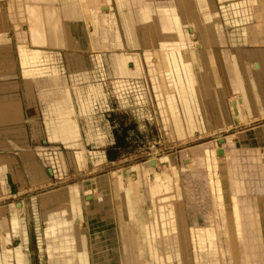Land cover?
Instances as JSON below:
<instances>
[{"label": "rangeland", "instance_id": "obj_1", "mask_svg": "<svg viewBox=\"0 0 264 264\" xmlns=\"http://www.w3.org/2000/svg\"><path fill=\"white\" fill-rule=\"evenodd\" d=\"M87 1L92 3L91 0H83V4L85 5ZM94 1L96 2H94V5H96L98 0ZM103 1L107 2L109 0ZM178 2L179 8L183 10L181 17L184 20V24L187 25V23H189L188 18L190 16V10L188 7H186L183 0H179ZM16 4V8H18L19 11L11 4L6 3L5 0H0V32H4L5 28L7 27L3 35L6 40V45L0 47V52L4 53L5 55L9 48L7 46V36L10 29L9 23L11 24V20L13 18L15 19L18 14L22 25L25 24L27 11L29 10L27 9V3L24 0H16ZM38 4L40 3H37V5ZM1 5H3V7ZM114 7L115 4L110 2L107 4L108 10L97 15L102 19V22L99 24L102 28L107 27L109 31H112V25H114L116 18V26L118 28L120 37L122 38L119 27V17L116 15L115 10H113ZM86 9L87 16L90 9L86 8L85 6V10ZM6 21H8V24ZM183 27V32L185 33L186 28L185 26ZM91 33L93 35V32ZM180 40V46H183L182 44L184 42L182 41V38H180ZM251 47V45H248L241 46L240 48L249 49ZM34 48L37 47L34 46ZM16 49H18L17 44ZM162 49H164V47H162ZM107 50L109 51L107 52ZM135 50L140 51L138 49ZM115 51L118 52L120 50L115 47H111L110 49L99 52L101 55L103 54L102 63H104L105 71L107 68L106 75L108 76H105L104 79L100 80L99 77H91L88 79V81L83 79V82L80 81L82 83H74L73 81L71 82V79L68 77V84L66 80L62 79L64 85H69L77 113L79 112V106L73 86L79 87L83 96H86L88 93L89 83H102L103 92L106 94V102L104 104H100L99 101L94 102L95 104L93 105V110L88 116L79 115V113L77 115L70 116V106H61L63 112L67 116L66 118H68L70 121L67 122L68 120H64L68 134L70 136L74 133L76 135L79 134V136L82 135L83 143L86 149L84 156L86 158V162L82 167L79 166L76 159L73 157V150L67 149L59 143H49L48 137L46 136L42 125L43 120L47 122L46 119H48V116L50 115V113L47 111V114H44L43 112V109H45L46 105L24 106L25 117L21 103L18 99H7L11 103L14 102V106H2L3 111H0V119H5L10 123H17L23 129L22 124L26 123V120H29L28 117L34 115L38 118L37 120L39 125L31 126L32 123L29 121L25 125L26 133L31 135L32 129L33 137L36 133V130L41 129V136L39 140L33 142L29 141V145L31 148H33V151L36 150L37 152H42L44 150V152L39 153L38 157L43 172L45 173L44 175L47 177L46 181L39 184L34 182L29 183L26 178L27 175L16 174V176L13 177L12 174L9 173L7 175L2 174V165H0V179L4 183L6 181L5 189L2 188L0 192V208H4V216L9 220L13 204L21 203L23 209L21 210L20 214L23 218L22 221L25 227L23 229L24 233L22 234V241L24 245V251L27 254L28 264H94V261L99 254L92 247V245H94L93 236L96 234L98 237H102V239L107 241V244H109L108 247L104 248L105 250H100L101 254L105 253L109 255V264H132L133 258L138 261V264H217V262L218 264H231L232 262L230 253L227 249V237L223 233L224 227H220L218 224L211 222L210 220L212 217H215L216 207L214 205V198L212 197V194L208 188V184L204 176L205 170L200 164L199 156L202 155V148L205 145L215 148L225 147L230 151L234 149L236 144V149L238 148L240 151H244V153L240 154L242 156L240 160H246L249 157V152L244 150L245 147L243 146L245 141L240 135L247 131L253 132L256 129H261L264 126V116H262L259 111L256 114L248 116L247 120L243 121L234 117V110L231 109L230 105H200V115L203 117L204 130L195 129L194 133L179 137L174 132L173 128L165 127L163 124L160 106L157 104V99L161 98V102H163L164 95L158 92L156 94V99L155 93L152 90V84L150 81L151 75L149 73V66L147 62L143 61L147 66L144 68L142 61L139 63L140 65L136 64V55H133V57L127 55L126 57L123 54H119L129 61L127 62V67H125V75L122 76L120 74L121 71H119L117 68L113 69L114 74L116 76L118 75V79L120 78L117 80L111 68V61H109L110 58H108L111 57L110 55ZM183 51L184 49L181 52ZM51 55L53 54H49V56ZM15 56L17 57L20 66L19 56H17L16 53ZM58 57L60 59H64L61 55ZM103 57H105V61H107L106 63ZM120 59L121 58H119L118 62H120ZM50 60H52V65L54 64L53 66H56L55 68L60 66L59 68L63 69V73L65 72L66 75L72 74V71L68 70L64 60L63 62L60 61L58 66L54 56H51ZM130 62L133 63V67H130ZM0 65V68H12L14 63L9 62L6 56H4L0 59ZM95 65H97V63L95 64L92 60H90V58L86 59L84 71H88L91 74L95 68ZM19 66L16 65V72L14 76L6 78L0 77V97H22L23 89L22 80L20 79L22 75ZM112 67L114 68L113 65ZM141 74H144L143 77H141ZM60 75V73L57 74L58 80ZM199 79V90L201 92V97L203 96V93L205 95L207 91H211L214 88H211V86L206 88L203 84L206 81L205 78L201 79L199 77ZM139 80L142 82V87H138V89H141L140 91L144 92V101H146L142 102L141 104L138 100V93L140 91H137V87L135 88V85L138 86L140 83ZM38 88L42 90L44 87H39L38 85ZM142 88H144V90H142ZM222 88H224V86L221 84L217 86V89ZM155 90H159L158 87ZM44 116L45 119H43ZM216 116L225 117V122H216ZM68 123H70L71 129H69L70 127L68 126ZM88 126H90L91 132L93 134L92 138L90 139H88L86 136V130L88 129ZM229 126L230 128L228 129ZM1 127L2 125L0 124V128ZM70 132H72V134ZM95 134H100L101 140L95 139ZM254 134L252 133L251 136H254ZM37 138L38 137H34V139ZM218 138H222L223 140L220 141ZM235 141L237 143H234ZM2 146H4V143ZM110 146L116 147L113 149V153L116 155V157H114L112 160L102 159L98 162L97 159L103 155L102 153L99 154V151ZM17 147L21 149V147ZM4 148L5 147H0V150H3ZM8 148L10 149V147H6L5 149ZM47 152L48 155L54 157V161L58 162V165H60V167L56 166L57 171L53 174L45 169L46 166L48 168L52 167L51 164L47 163L44 165V163H42V156L44 159L49 158V156H47ZM40 154L42 156H40ZM5 156V154L0 153V158L3 159ZM151 156L153 157L151 158ZM164 156L170 158L172 157V161L174 162L176 178L178 180L181 194L182 209L187 221V225L191 226L193 222H196L201 226L210 224L213 225L215 223V226L213 227H216L215 230L217 236L215 237V244L219 248L218 252L216 251L214 245L211 250L208 247L203 246V244H201L202 246H198L197 244L201 243L202 241L196 240L194 236L192 238V235L194 234H191V232L194 228L188 227L184 222L181 223L179 221V217L174 211H171L165 216L162 213L155 211L157 212L155 214L157 215V218H155L156 225L154 226L156 231H161L162 235H167L170 232L171 235H174L176 231L180 230V243L176 241L174 243L176 244L175 249L179 254V259L177 260L178 262H175V260L172 262L173 259H168L167 256L164 257L163 254H159L157 256L158 262L153 263L152 255L143 256L142 254L136 253L139 247L137 244L139 240L137 239L135 232L133 234L129 232L131 230L135 231L136 229L134 230L133 227L128 228L127 223L124 221L126 206L121 204V201L118 200L120 195L114 190L113 175L115 177L117 174L115 172L113 173V171L121 169L125 173L123 178L124 181H127L128 177H133L137 180L138 174L141 175V183L137 188L144 194L145 200L143 201V204H141L140 208L144 210V214H147L146 211L150 207V201L148 198H146V184L144 182L147 180L153 181L155 173H161L162 171L166 170L167 167L169 168L168 160L161 159ZM218 156L220 155H217L218 162L224 163L225 168H230L233 166V173L229 174V177L246 179L244 183L241 184L242 191L237 193L238 201H240V226L242 227L243 232L240 234V239H236V242H238V246L242 247V250L239 252L241 262L243 264H250V248L253 250L255 247L259 248L262 246L260 245L259 240L255 237V230L258 231L259 225L261 226L262 233L264 234V222L260 224H254L253 220H251V214L260 213L261 206L264 205V189L262 192L258 193L256 188L257 186L263 188L264 181L262 182L259 180L256 182L254 180H247V175L253 177V174L256 175V173L248 170L246 165L239 167L238 162H231V160L228 159L229 157L227 159H222ZM187 157L193 159L194 162L186 163L184 159ZM155 158L156 164L149 165V161H154ZM19 159L22 158L20 157ZM55 164L57 165V163ZM15 165L16 164H14V166ZM136 166L142 168L136 169ZM13 168L12 162H9V165L6 163V172L8 170L12 171ZM143 169L147 170V180L143 177ZM244 173L247 174L243 176ZM169 174L174 176L172 171H170ZM228 187L229 193L231 194L234 188L232 189L230 180L228 181ZM89 195L92 196V198L87 199L86 196ZM224 204H226L227 207L229 206L230 201L225 200ZM246 206H249L251 213H249L248 207ZM158 213L161 214L162 219L167 220V222L159 224L158 219L160 216ZM63 214L70 217L72 221L75 220L74 222H76L79 218L83 219L82 223L79 225V229L83 230L82 234L84 238L82 239V244H84V246H88L91 249L92 254L89 252L90 255L88 256L91 263L87 260L82 263V260L78 258L75 246L79 245V241H77L75 246H73L71 233H67V235L64 236L60 234L57 235L58 233L56 229L50 230L47 228L46 223L48 220L55 219L59 216H62ZM126 221L128 220L126 219ZM132 224L133 223H131V225ZM1 227L2 220L0 218V235H4ZM228 228L234 230L233 224L230 223V227L228 226ZM127 229L129 232L128 234L134 235L126 239L127 243L129 245L136 246L130 250L135 254H131V252L127 254L124 259L122 258L119 246L121 243L119 235L120 231L125 232ZM25 230L27 232V238ZM202 230L206 232L205 228H202ZM19 243H21L20 237H12L11 242L6 244V246L11 248ZM180 244H182V247ZM210 245L212 246V242H210ZM72 247L75 249L74 251H67ZM222 249L225 250V255L221 254ZM243 250L245 251V254ZM258 250L261 252L263 249L259 248ZM215 256H218V260L214 258ZM255 257L259 259L258 255L254 256L253 254V258Z\"/></svg>", "mask_w": 264, "mask_h": 264}, {"label": "crops", "instance_id": "obj_2", "mask_svg": "<svg viewBox=\"0 0 264 264\" xmlns=\"http://www.w3.org/2000/svg\"><path fill=\"white\" fill-rule=\"evenodd\" d=\"M146 1L150 3V8L152 9L151 24H152V30L154 31L156 36L154 41L159 43L158 44L159 48L164 47V49H166L168 47L167 49H169L170 52L172 51L171 53L174 55V59H175L174 73L175 76L177 77L176 79L180 84L179 86L182 88L181 90L182 99L180 102V110H181L182 119L184 121L186 135L194 133L195 129L204 130V124L202 122L200 115L201 113L200 105H230L231 109L234 110L233 111L234 117L243 121H246L248 116L256 114L259 111L262 114V116H264V0H200V1L183 0L186 7H188L190 11L193 10L196 14H197L196 11L197 6L200 2L205 3L208 7L210 6L209 8L212 9V11L216 10L215 7L217 8L216 16L213 17L211 21L209 22L206 21L204 24V26L206 27L205 30L208 33V38H209L208 42L210 45H208V43L205 42L204 49L196 50L193 47L192 51L190 52V55L183 56L185 59L184 64L181 62L182 54H179V52H181L179 50L181 40H180V34L178 33L176 26L178 25V22L172 19V17H169L167 23L168 32L165 34L162 31V27L160 25V17L158 13V8L160 6H170V5L177 7L178 12L180 13L179 2H178L179 0L176 1L146 0ZM115 12L116 15H118V11L115 10ZM169 15H171V11ZM59 17L61 18V19L59 18L61 31L63 28H65V24H66L70 28L76 30V35H74L75 41L76 40L79 41L80 39L87 44H89V42H91L92 44L96 43L95 45L94 44L93 45L100 47L98 49L93 50L92 52L88 50L70 49L66 46L67 45L66 40L63 39L64 40L63 47L46 49L55 52L54 57L56 58L57 66L61 60H62L61 62H63V60L65 59L64 62L67 63L66 65L67 67H69L68 70L72 71L71 72L72 74H67L68 75L67 76L65 72L63 73L62 71L63 69L59 68L60 66H58V68L60 74L62 76L64 75V78H66L65 80L67 84H68V79H67L68 77L69 79H71V82L73 81L74 83L77 82L82 83L83 79L88 81V79L91 77H99L100 80L104 79V77L107 75L104 69L105 68L104 63H102V55L99 52L102 50L110 49L112 45V39L114 42L113 44L116 47L125 44L124 43L125 38L123 35V29L125 25L122 23V21H120L121 20L120 16L118 15L119 27L121 29L120 31L122 38L120 37L119 31L117 30L118 28L116 27L117 25L116 21H114V25H112V31H109L107 27L102 28L100 24L99 26L90 25L91 27H88L87 21H90L91 23L92 21L88 19H84L82 12H81V17H77L75 19L64 18L63 16H59ZM196 17L198 20H200L198 14L196 15ZM139 19H141V16L137 17L138 21L135 20L131 22V25H135V31L139 30L140 28L142 29L143 26L145 25V24L143 25L144 22H139ZM9 27L10 29L8 31V36H7L8 38L7 45L9 48L6 55L4 53L0 54V59L1 57L6 56L7 60L9 62H13L14 65L12 68H6V67L0 68V77H4V78L14 76L16 72V65L19 66L18 59L15 56V53L17 55V49H16L17 42H16V38L14 37L15 31L12 29L10 23H9ZM21 28L25 32L27 31V25L23 24ZM146 29L149 30V27H146ZM93 31H97V34L96 35L90 34V32ZM136 33H137L138 44H141L139 41L141 36L138 35V31ZM141 34L142 36L144 35V30H141ZM96 36H98L97 40H96ZM99 38H101L102 40L101 39L99 40ZM198 40H199L198 35L194 37V40L190 39L189 41V38H187V42L190 44V47L195 45V43L197 42L199 43ZM248 45H251L252 47L249 49L240 48L241 46H248ZM154 47L155 48L152 50L153 55L151 58L147 59L145 56H143V59L145 60V62H147L149 66V73L151 75V80H150L151 84L156 79L158 65L164 63V59H165L164 58L165 56H162V54L158 53L157 46ZM136 49L140 51L135 50V52L137 51L138 53L140 52L143 53L140 47ZM60 55L64 59H59L58 56ZM67 56L70 58H68ZM88 58H90V60L98 64L95 66L91 74L88 71H84L85 69L84 64L86 59ZM105 60L106 59L104 57V61ZM145 62H143L144 68L147 67ZM129 65H131L130 67H133L132 62H130ZM199 77L201 79L205 78L206 81L203 84L205 85L206 88H208L209 86H211V88H214L211 91H207L205 95L203 93V96H201L202 98L200 97L201 92L199 90V84H200ZM21 80L23 84L22 97L1 96L0 99H18L21 103L24 117H25L24 106L46 105L45 109H43V112L44 114H47L46 113L47 111L48 113H50V115L48 116V119H46L47 122L43 120L42 125H43V130L46 136L48 137L49 143L50 142L53 143L55 141V143L62 144L67 149L69 148L72 149L73 143L78 145L80 141L79 140L80 136L79 134L76 135L75 133L70 136L68 134V131L66 132V124L64 120H68V118H66L67 116L61 108V106H70L69 115L70 116L75 115V110H74L75 106H73L69 88H67L64 85H58L54 89L48 86L46 89L42 88L41 90L33 82H27L23 76L21 77ZM61 80L62 79H60L59 81L61 82ZM220 84L224 86V88L217 89V86ZM75 88H76L75 90L76 100L81 115L88 116L93 110V105L95 104L94 102L99 101L100 104H104L106 102V94L103 92L102 83H98V84L89 83L88 93L86 96H83L79 87H75ZM137 91L140 90L137 89ZM153 91L157 99L156 94L158 92L159 93L161 92L160 90H153ZM140 95L141 92L138 93V100L139 103L141 104L142 101ZM157 104L160 106V112L161 111L166 112V110H163V109H167L164 100L163 102H161V98L157 99ZM161 113H162L161 117L163 118L164 114L163 112ZM45 116L43 119H45ZM28 118L32 123L31 126L39 125V122L37 120L38 118L36 116L32 115L31 117ZM215 120L216 122H220V123L225 122V117L216 116ZM67 122L70 121L68 120ZM22 125H23V132H21L19 136L15 135L16 131H12L11 133L8 132V134H7V130H3L4 134L2 131H0V142L2 144L7 141L9 142L10 146H12L11 144L20 145L21 144L20 142L25 141L26 145L28 146L27 149L28 157L31 163L36 165L39 171L45 174L43 172L38 157L40 152L39 151L37 152L36 150L33 151L32 150L33 148H31V146L29 145V141L33 142L39 140L41 136L40 134L41 129L36 130V133L38 132L39 135L37 133L38 138L34 139L32 137V129H31V135H28L26 133V127H25L26 123H23ZM69 125L70 123H68V126ZM69 127H70L69 129H71V125ZM63 130H65L66 132V137L64 138V140L58 137H57L58 140H55L54 135L56 133L57 135H59V133ZM70 133L72 134V132ZM252 133L254 134V136H251ZM95 135H96L95 139L101 140L100 134H95ZM86 136L88 139L92 138L93 136L90 126H88V129L86 130ZM240 136L245 141L243 146L245 147L244 150L249 152V157L244 161L240 160L242 157L240 154L244 153V151L242 152L238 148L236 149V144L234 146V149L230 151L225 147L215 148L209 145H205L202 148V155L199 156L200 164L204 167L205 170L204 176L206 178L210 193L214 198L213 186L217 185V188L220 192L222 199L221 203L224 206V211L228 219L227 221L229 227H230V223L233 224L234 230L232 229L230 230V236L232 240L231 241L232 256H233L234 264H243L239 257V252L240 250H242V247L238 246V242H236L237 238L240 239V234L242 232V227L240 226L241 219L238 210V208L240 207V201H238L237 193L242 191L241 184H243L246 179L245 178L237 179V178L229 177V174L233 173L232 170L233 166L230 168L226 167L227 168L226 169L224 163H219L217 160V155L219 153L218 151L221 150L223 152L221 155L219 154L220 156L218 157L222 159L223 158L227 159L229 157L228 159H230L231 162L233 161L235 163L238 162L239 167L240 166L243 167L246 165L248 170L256 173V175L253 174V177L247 175L246 177L247 180L250 181L254 180L256 182L259 180H261L262 182L264 181V126L261 129H256L253 132L247 131L241 134ZM219 139L220 141L223 140L222 138ZM65 143H68L70 146L66 147L64 145ZM234 143L237 142L235 141ZM115 148H116L115 146H110L106 149L100 150L99 154L102 153L103 155H101L100 158L98 157L99 159H97V161L99 162L102 159L112 160L114 157H116V155L113 153V149ZM3 150L5 152L1 151L0 153H4V154L6 153L7 156H9L10 158L12 157L14 161H16L15 166L14 163L12 162L14 167L12 171L8 170L5 175H7L8 173L12 174L13 177H15L16 174L22 175V173L23 175H27L19 159L20 157L17 154V150L15 149V147L14 146L12 148L10 147V149L4 148ZM73 151H74L73 157L78 156L77 153H79V149ZM40 156L42 155L40 154ZM47 156L51 158V161L48 164L51 165L54 164V166H52V168L46 167L45 169L53 174L57 171L56 166L58 165V162L54 161L55 158L48 155V152H47ZM42 159H43L42 163H44L45 165L46 160L44 159L43 156ZM161 159L168 160L170 171L173 172L174 176H171L169 174L168 177H165L162 172L155 173L154 180L149 181L147 180V170L143 169L144 170V172L142 171L143 177L144 179L147 180L146 182H144L146 184V193H147L146 198H148V200L150 201V207L146 211L147 214H144V210L140 208L141 203L143 204V201L145 200L144 194L137 188L138 185L141 183L140 182L141 175L138 174L137 180L133 177H131V179H129L130 177H128L127 181H124L123 176H125V173L121 169H117L113 171V173L114 172L116 174L118 173L116 176H118V180L121 181L123 188L125 190L126 218L128 222L133 223L136 229L135 230L136 237L139 241L147 239V226L151 223V221H155L154 220L155 211L162 213L164 216L170 213L171 211H174L175 214L179 217V221L181 223L184 222L187 225V221L182 209L181 194L179 190L178 180L176 178V170L174 167V162L172 161V157L170 158L164 156ZM187 159L190 160L189 163L194 162V160L191 159L190 157L185 158L184 161L186 162ZM55 163H57V165ZM1 164L2 163L0 160V165ZM58 166L60 167V165ZM135 168L141 169L142 167L136 166ZM2 174L4 173L2 172ZM246 174L247 173H244V175L243 174L242 175L245 176ZM116 176L114 177L113 175V185ZM26 178L29 183H33V181L30 180L28 175ZM229 180L232 189L234 188L231 194L229 193V187H228ZM5 183L0 179V192L2 188L5 189ZM34 183L39 184V182H34ZM256 188L258 190V193H260L264 189V184H263V188L258 186ZM88 198L90 197H87V199ZM225 200L230 201V204L227 207L226 204H224ZM17 204L18 205L20 204L19 206H21V203H17ZM260 211L261 212L258 214L256 213L251 214L252 215L251 220H253L254 224H260L264 222V205L261 206ZM161 216L158 219L159 224L167 222V220L162 219ZM210 220L211 222H214L213 217ZM197 225L202 228H205L207 232L195 231V229H193V231L191 232V234L192 233L194 234L192 235V238L194 236L196 240L202 241L201 243L198 244L196 243V244L198 246L199 245L202 246L201 244H203V246L208 247L210 250L215 246L216 249L215 240L213 239V236H211L212 233L210 232L209 234L208 232L209 229H212L214 224L201 226L196 222H193L191 226L188 225L187 226L194 228V226ZM258 227H257L258 231L255 230L256 232L255 237L259 240L260 245H262L259 248L263 250L260 252L258 250L259 248L257 247H255L253 250L252 248H250V252H249L250 264H257V263L264 264V234L262 233L261 226L258 225ZM179 231L180 230L176 231L174 234L176 242H179ZM25 233L27 238L26 230ZM83 238H84L83 235L81 234L78 235V241H79L78 244L80 246L79 245L76 246V252L78 258L82 260V262L86 260L90 262L88 256L90 255L89 252H91V249L88 246H84V244H82ZM165 238H167V236H165ZM165 238L163 237L158 238V242L160 244L159 246H161V243L164 242ZM210 242L213 243L212 246L210 245ZM243 252L245 254L244 250ZM165 253H168L169 256L168 259L170 258L173 259L172 262L174 260L176 262L179 259V255H177L178 252L175 251L174 249L172 250L159 249L158 252L154 254V256L156 258L159 254H163V256H166ZM138 254H142L143 256L146 255L151 256L152 252L148 246L141 245L140 247H138ZM253 254L254 256L258 255L259 259H257L256 257L253 258Z\"/></svg>", "mask_w": 264, "mask_h": 264}, {"label": "bare ground", "instance_id": "obj_3", "mask_svg": "<svg viewBox=\"0 0 264 264\" xmlns=\"http://www.w3.org/2000/svg\"><path fill=\"white\" fill-rule=\"evenodd\" d=\"M24 1L27 3V9H29L27 11V15H26V19H25L26 20L25 21V25H27V31L25 32L21 28L22 27L21 26L22 23L20 21V17H19L18 14H17L15 19L13 18L11 20V24H12V29L15 31V36L14 37L16 38V41L18 42L17 43V47H18L17 56H19V59H20L21 73H22V76L26 79L27 82H33L37 87L39 85V87H44L45 89L48 86H50V88L52 87L54 89L58 85H64L62 80H61V82L59 80L60 79L65 80L66 78H64V75L63 76L60 75L59 76L60 78L58 80L57 74L60 73L59 68L58 67L55 68L56 66H53L54 64L52 65V60H50V57L54 56L55 52L50 51V50H46V49L61 48L64 45V40H66L67 45L66 44L65 45L68 48L75 49V50H88V51L92 52L93 50L98 49L100 47L94 46L96 43L95 44L93 43L94 45L91 42H89V44H87V43H85L84 41H82L80 39H79V41H77V40L75 41L74 40V35H76V30L70 28L66 24H65V28H63L62 31H61V29H60V19L61 18L59 16H63L64 18H69V19H71V18L75 19L77 17H81V12H82L84 19H88V20L92 21V23L90 21H87V26L88 27H91L90 24L91 25H95V26L96 25L99 26L98 24L100 22H102V19L99 18V16H97V15L99 13H101V12L107 11L108 10L107 4H109L110 2H113V4H115V7L113 8V10L118 11V15L120 16V19H121L120 21H122V23L125 25V27L123 29V35H124V38H125L124 43L125 44H122L121 46L119 45V47L118 46L116 47L113 44L114 42H113V39H112L111 47H115V48L120 50L118 52H116V51L113 52L110 55L111 57H108V58H110L109 61H111L112 71H113V69L117 68L119 71H121L120 74L122 76L125 75V72H126L125 71V67H127V64H128L127 62L129 60L126 59V58H123V56H121L119 54H123L126 57H127V55H129L130 57H133V55H136V57H137L136 64L140 65L139 63L141 61L142 62L145 61L143 59V56H145L147 59L151 58L152 55H153L152 54V50L155 48L154 46H157L158 53L162 54V56H165L164 57L165 59H164V63L158 65V70H157V73H156V79L153 82L154 84L152 83V90H155L158 87V89L160 90L161 94L164 95V99L163 100H164L165 105L167 106V109H163V110H166V112L165 111H161V112H163V114H164L162 120H163V124L165 125V127L173 128L174 132L179 137L186 136L185 127H184V121L182 119L181 110H180V102H181V99H182V97H181L182 88L179 86L180 84H179L178 80L176 79L177 77L175 76V73H174V65H175L174 64V62H175L174 55L171 53L172 51L170 52V50H168V49L167 50L166 49H162V47L159 48L158 47L159 43L154 41L156 36H155L154 31L152 30V24H151V11L152 10H151V8L149 6V3L146 0H109L107 2H105L103 0H98L96 5H94V2H95L94 0H91L92 3H89L87 1L85 3V5L83 4V0H24ZM5 2L11 4L15 8L17 7L16 0H5ZM37 3H40V4L37 5ZM1 6L3 7V5H1ZM85 6H86V8L90 9V11L88 12L87 16H86L87 9L85 10ZM209 7L205 3L200 2L198 4L197 10H196L200 20L197 19V17H196L197 14L193 10L189 11V13H190V16L188 18V22L189 23H187V25L184 24V20L181 17L182 13H183L182 9L179 8V10H180V13H179L177 7L171 6V5L170 6H160L158 8V13H159V17H160V25L162 27V31L165 34L168 32L167 23H168L169 17H172V19H174V20H176L178 22L179 26L176 25L177 26V31L180 34V38H182V41L184 42L182 44L183 46L179 47V50L182 51L184 49V51L183 52H179L178 51L179 54H182L181 62L183 64H184V61H185L183 56L190 55V52L192 51L193 47L196 50H198V49H204L205 42L208 43V45H210L209 42H208V39H209L208 38V33L205 30L206 27L204 26V24H205L206 21L209 22V21H211L213 19V17L216 16L217 8L214 6L216 10L212 11V9H210ZM16 9L19 11L18 8H16ZM20 9H21V7H20ZM170 11H171V15H169ZM185 14H186V12H185ZM138 16L139 17L141 16V19H139V22H144L143 25L145 24L142 29L140 28L139 30H137L138 31V35L141 36L140 40H139L141 44H138V41H137V33H136L137 31H135V25H131V22L137 20ZM115 21H117L116 18H115ZM6 22L8 24V21H6ZM183 26H185V28H186V32H185L186 34L183 32L184 31V27ZM146 27H149V30H147ZM6 29H7V27L5 28L4 32L3 31L0 32V47H3L4 45H6V43H5L6 40H5V37L3 36L5 31H6ZM141 30H144V35L145 34L147 35V36L145 35V38H144V35L142 36ZM90 34H92V33L90 32ZM96 34H97V31H93V35H96ZM196 35H198V36L201 35V36H199V40H198L199 43L197 42V43H195V45L190 47V44L187 42V38H189V41H190V39L194 40V37H196ZM97 38H98V36H96V40H97ZM100 39L101 38H99V40ZM201 41H202V43H201ZM99 44H101V43H99ZM101 45H103V44H101ZM34 46L37 47V48H34ZM138 47H140L142 49L143 53H141V52L138 53L137 51L135 52V49L138 48ZM210 47H212V46H210ZM108 51L109 50H107V52ZM0 54H2V52H0ZM49 54H53V55L49 56ZM97 56H98V54H97ZM108 56H109V53H108ZM68 58H70V57H68ZM119 58H121L120 62H118ZM66 60H68V59H66ZM69 61H70V59H69ZM106 62L107 61H105V63ZM112 65L114 66V68L112 67ZM64 68H65V66H64ZM106 73H107V68H106ZM113 74H114V71H113ZM143 75L144 74H141V77H143ZM115 77H116L117 80L120 79V78L118 79V75L117 76L115 75ZM122 79H123V77H122ZM181 79H183V78H181ZM139 82L141 84L139 83L138 86L135 85V88L137 87L136 89H138V87H142L141 86L142 85L141 80H139ZM64 86L69 88V85L68 86L64 85ZM73 87H74V93H75L76 88H75V86H73ZM139 90H141V89H139ZM142 90H144V88H142ZM143 93L144 92H141V95H142L141 96V101L142 102H146V101H144L145 100V97H144L145 95H143ZM192 93H193V90H192ZM70 96L72 98L71 92H70ZM72 103H73V106H75L74 102H73V98H72ZM3 105H5V106H11V105L14 106L15 104H14V102H12V103L9 102L7 99H4V100L0 99V106H1L0 107V111H3V107H2ZM74 110H75V115H77L78 113H79V115H81L79 109H78V111H79L78 113L76 112V108ZM151 118H153V117H151ZM201 119H202V122L204 124L202 116H201ZM29 121L30 120H28V121L26 120V123H28ZM0 124L2 125V127L0 128V131L3 132V130H7V134H8V132L11 133L12 131H16L15 135L19 136L20 133L23 132V129L17 123H10L9 121H7L5 119H0ZM229 128H230V126L228 127V129ZM66 132H67V130H66ZM66 132H65V130H63V131H61L59 133V135H57V133H56L54 135L55 140H58V138H61L62 140H64V138L66 137ZM3 134H4V132H3ZM38 135H39V133H38ZM34 137L35 138L38 137L36 133L33 136V138ZM54 138H53V140H54ZM79 138H80L79 139L80 140L79 144L77 145V144L73 143V148L72 149L69 148V149L70 150H75V151L79 149V153H77L78 156H75L74 158L76 159V161L79 164V166L82 167V166L85 165V162H86L85 161L86 158L84 157L86 149H85V146H84V143H83L82 135ZM20 143H21L20 145L11 144L12 146H10L9 142L6 141L4 143V146H2L3 143L1 144V142H0V147H2V148L3 147H5V148L6 147H11L12 148L14 146L15 149L17 150V154L19 155V157L22 158V159H20V161H21V163H22V165L24 167V170H25L26 174L29 176L30 180L33 181V182L43 183L44 181H46L47 177L41 171H39V169L37 168L36 165L31 163V161H30V159L28 157V150H27L28 146L26 145L25 141L24 142H20ZM64 145L66 147L70 146L68 143H65ZM17 146L21 147V149L18 148ZM1 151H4V150H0V152ZM42 152H44V150ZM42 152H40V153H42ZM208 152H211V151H208ZM222 153L223 152L218 153V154L221 155ZM2 154H4V153H2ZM5 155H6V153H5ZM59 156H60V154H59ZM152 157L153 156H151V158ZM0 160H1V163H2L1 164L2 165L1 170H2V172L4 174H6L5 173L6 172V163H8V165H9V162L10 163L14 162V164H16V161H14V159L12 157L10 158L7 155L3 159L0 158ZM45 160H46V164H47V163L50 162L51 159L48 158V159H45ZM112 162H115V161H112ZM189 162H190V160L187 159L186 163H189ZM148 164L149 165H155L156 164V158H155L154 161L153 160L149 161ZM51 166H54V164L51 165ZM150 167H152V166H150ZM142 171L144 172V170H142ZM168 171L170 172V167L169 168L167 167L166 170L162 171L163 175L168 177V175H169ZM63 176H64V174H63ZM67 176H68V174H67ZM129 179H131V177ZM132 187H133V185H132ZM114 190L117 193H119V195H120L118 197V200L121 201L122 205L126 206L125 190L123 188V185H122L121 181L118 180V176H116V179L114 180ZM213 195H214V201H215L214 205L216 207V212H215L216 214H215V217H213V220L220 227L221 226L224 227L223 228V233L227 237V242H228L227 249H228V252L230 253V258H231V262H232L231 264H234L233 263L234 262L233 261V256H232V242H231L232 240H231V236H230V230L231 229L228 228V226H229L228 221H227L228 219H227L225 211H224V206L221 203L222 199H221L220 192H219V190L217 188V185L213 186ZM86 197L92 198V196H90V195L86 196ZM90 198H88V199H90ZM1 203H2V201H1ZM19 205L17 203L13 204V206L11 208V213H10V219L9 220H8V218H6L4 216V208H0V218L2 220V227L1 228H2V232L4 233V235L3 234L0 235V264H28L27 254L24 251V245H23V241H22L23 240L22 239V234L24 233L23 229L25 227H24V224H23V221H22L23 218L21 217L20 212L23 209V207L19 206ZM246 207H248V206H246ZM239 208H238V210H239ZM248 211H249V213H251L249 208H248ZM156 213L157 212H155V214ZM159 213H158V215L161 216V214H159ZM124 216H125L124 217L125 218L124 221H125V223H127L128 228L129 227H133L134 230H135L134 225L133 224L131 225V223H128V221H126V219H127L126 218V212L124 213ZM96 217H97V215H96ZM155 218H157V215H155ZM82 220H83L82 218H79V219H77L76 222H74L75 220L72 221V219L70 217H68V216L63 214L62 216H59V217H57L55 219L48 220L46 224H47V228L48 229H50V230L51 229H56L57 233L60 234V235H67V233H71V239H73V241H72L73 242V246H75V243L78 241V235H80V234L83 235L82 234L83 230L79 229V225L82 223ZM155 222H156V220L155 221H151V223L147 226V239L137 242L139 247L141 245H144V246H148L150 248V250L152 252L153 263L154 262H156V263L158 262V258H156L154 256V254L157 253L159 249H162V250H164V249H166V250L167 249L168 250L174 249L175 251H177L175 249V245L176 244H174L175 243L174 242L175 241L174 235H171L170 234L171 232L168 233L167 235H162L161 231L160 232L156 231L154 229V226L156 225ZM215 228L212 227V229H209V231H208L209 234H210V232L212 233L211 236H213L214 240H215V237L217 236ZM194 229H195V231H200V232L203 231L202 227H200L198 225L195 226ZM129 232L133 234L135 231L131 230ZM129 232H128V229L125 232H123V231L121 232L120 231V235H119V239L121 240V241L119 240L121 242L119 244V246H120V250L122 252V258H124V259L127 256V254L132 252L130 250L135 248V246H136V245H134V246L133 245H129L127 243L126 239L134 236V235L128 234ZM242 232H241V234H242ZM165 236H167V238H165ZM12 237L13 238L14 237H20L21 243H19L16 246H13V247L10 248V247H7L6 244L11 242V238ZM159 237L165 238L164 242L161 243L162 247L159 246L160 245L159 242H158V238ZM93 240H94V245H92V247H93V249L95 251H97L99 253L98 256L96 257L95 261H94V264H109V260H108L109 255L105 254V253L101 254V252H100V250H105L104 248L108 247L109 244H107V241L103 240L102 237H98L97 234L93 236ZM180 245L182 247V244H180ZM75 248H76V246H75ZM74 250L75 249L72 247L70 250H67V251H71L72 252ZM216 251L217 252L219 251V248L217 247V245H216ZM136 253H138V250L136 251ZM131 254H135V253L132 252ZM221 254H224V255L226 254L224 249H222ZM165 255L167 256V258L169 257L168 253H165ZM177 255H179V254L177 253ZM214 258L218 260V256L217 257L215 256ZM132 262H133L132 264H138V261L135 258H133ZM159 264H161V263H159ZM217 264H218V262H217Z\"/></svg>", "mask_w": 264, "mask_h": 264}, {"label": "water", "instance_id": "obj_4", "mask_svg": "<svg viewBox=\"0 0 264 264\" xmlns=\"http://www.w3.org/2000/svg\"><path fill=\"white\" fill-rule=\"evenodd\" d=\"M218 152H219V153H221L222 151H221V150H219ZM49 171H50V169H49Z\"/></svg>", "mask_w": 264, "mask_h": 264}]
</instances>
